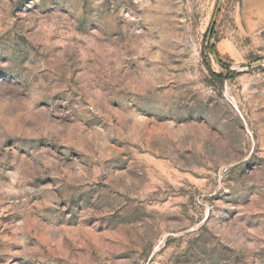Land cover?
<instances>
[{"label": "rangeland", "instance_id": "374dc122", "mask_svg": "<svg viewBox=\"0 0 264 264\" xmlns=\"http://www.w3.org/2000/svg\"><path fill=\"white\" fill-rule=\"evenodd\" d=\"M217 1L0 0V264H264V0L222 64Z\"/></svg>", "mask_w": 264, "mask_h": 264}, {"label": "water", "instance_id": "95a60500", "mask_svg": "<svg viewBox=\"0 0 264 264\" xmlns=\"http://www.w3.org/2000/svg\"><path fill=\"white\" fill-rule=\"evenodd\" d=\"M221 1L222 0H218L217 1V4H216L215 10H214V13L212 15L209 27H208V29L206 31V39H205V45L206 46L213 44V40L211 38V35H212V30H213V27H214V24H215L216 16H217V13H218L219 8H220ZM211 56L217 63H220L218 61L217 56H216L215 53H211ZM262 63H263L262 61H258V62L253 63L252 65H261ZM228 68H230V66H228Z\"/></svg>", "mask_w": 264, "mask_h": 264}, {"label": "trees", "instance_id": "16d2710c", "mask_svg": "<svg viewBox=\"0 0 264 264\" xmlns=\"http://www.w3.org/2000/svg\"><path fill=\"white\" fill-rule=\"evenodd\" d=\"M205 35H206V33H205ZM206 49L207 50H209V52H211V53H215L216 54V56H217V58H218V60L220 59L219 58V55H218V53H217V51H216V48H215V45H208V46H206ZM220 62V61H219ZM220 64H222V63H220ZM224 68L226 69V72H229L227 69H228V67H226V66H224ZM214 75V74H213ZM217 77H222V74H217L216 75Z\"/></svg>", "mask_w": 264, "mask_h": 264}]
</instances>
